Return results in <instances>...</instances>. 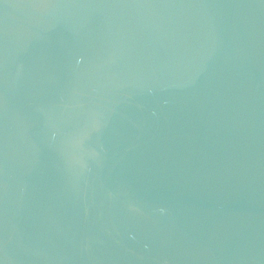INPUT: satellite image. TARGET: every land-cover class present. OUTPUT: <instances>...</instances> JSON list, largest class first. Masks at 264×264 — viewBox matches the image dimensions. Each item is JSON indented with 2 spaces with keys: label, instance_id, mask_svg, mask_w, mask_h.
<instances>
[{
  "label": "water",
  "instance_id": "water-1",
  "mask_svg": "<svg viewBox=\"0 0 264 264\" xmlns=\"http://www.w3.org/2000/svg\"><path fill=\"white\" fill-rule=\"evenodd\" d=\"M0 264H264V0H0Z\"/></svg>",
  "mask_w": 264,
  "mask_h": 264
}]
</instances>
